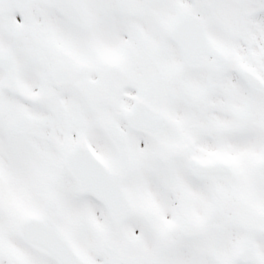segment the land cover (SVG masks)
<instances>
[{
	"label": "snow or ice",
	"instance_id": "1",
	"mask_svg": "<svg viewBox=\"0 0 264 264\" xmlns=\"http://www.w3.org/2000/svg\"><path fill=\"white\" fill-rule=\"evenodd\" d=\"M0 264H264V0H0Z\"/></svg>",
	"mask_w": 264,
	"mask_h": 264
}]
</instances>
